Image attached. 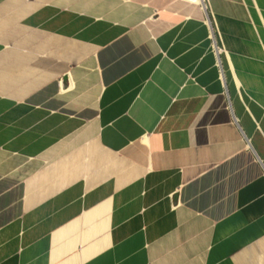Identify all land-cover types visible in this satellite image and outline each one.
<instances>
[{
	"label": "crops",
	"instance_id": "crops-1",
	"mask_svg": "<svg viewBox=\"0 0 264 264\" xmlns=\"http://www.w3.org/2000/svg\"><path fill=\"white\" fill-rule=\"evenodd\" d=\"M199 2L0 0V264H264V0Z\"/></svg>",
	"mask_w": 264,
	"mask_h": 264
},
{
	"label": "built area",
	"instance_id": "built-area-1",
	"mask_svg": "<svg viewBox=\"0 0 264 264\" xmlns=\"http://www.w3.org/2000/svg\"><path fill=\"white\" fill-rule=\"evenodd\" d=\"M200 5L201 9L206 10V0H200V2L198 3ZM218 48V47H217ZM216 48V50H217ZM214 49V48H213Z\"/></svg>",
	"mask_w": 264,
	"mask_h": 264
}]
</instances>
